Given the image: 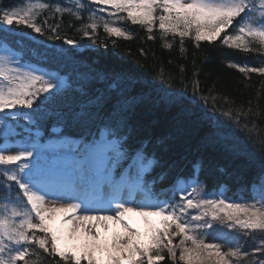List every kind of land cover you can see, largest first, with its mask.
Listing matches in <instances>:
<instances>
[{"label":"snow or ice","instance_id":"6c2138e0","mask_svg":"<svg viewBox=\"0 0 264 264\" xmlns=\"http://www.w3.org/2000/svg\"><path fill=\"white\" fill-rule=\"evenodd\" d=\"M46 12L83 20L78 31L93 46V34L101 24L107 34L129 39L127 29L110 23L127 20L146 29L148 39H155L152 33L158 26L167 49L173 46L167 37H179L181 53L188 37L197 47L219 40L232 49L264 54V0H72L71 4L24 0L7 7L0 0V136L5 138L0 146V264H43L38 250L51 258L48 264H160L165 251L173 264H240L245 259L248 264H264V239L250 254L231 234L239 231L254 241L257 234L264 237V172L254 191L246 188L250 191L246 199H231L223 192H207L196 176V164L190 178L176 177L171 194L161 198L155 178H145L158 161L143 147L130 148L127 143L128 116L144 97L142 92L133 94L139 81L126 73L96 72L73 88L67 75L40 71L36 63L65 60L84 46L62 35L59 24L41 22L39 17ZM13 24L71 47L55 43L49 47L41 41L43 51L29 48L24 53L20 45L25 40L32 44L35 38L20 33L10 41L19 28L5 26ZM228 66L245 77L264 76V66L236 62ZM155 79L162 102H186L193 108L203 102L199 115L210 128L213 124L218 128L215 113L221 111L259 148L264 167V129L257 127L258 113L251 108L222 110L215 96L199 93L198 82L191 96L185 97V90L174 88L171 74L161 72ZM93 82L102 87L90 95L88 84ZM68 90L82 98L75 107L64 104ZM49 117L62 126L54 128L61 134L54 146L33 138L9 149L10 120L17 125L23 120L41 124ZM97 123L95 135L81 133L80 139H70L63 131L69 125L88 129ZM215 131L210 138L220 141ZM223 142L236 154L246 151L243 145L228 143L226 136ZM134 216L141 218L143 231L133 225ZM175 238L179 243H174Z\"/></svg>","mask_w":264,"mask_h":264},{"label":"trees","instance_id":"16d2710c","mask_svg":"<svg viewBox=\"0 0 264 264\" xmlns=\"http://www.w3.org/2000/svg\"><path fill=\"white\" fill-rule=\"evenodd\" d=\"M23 2L24 0H2V4L6 7ZM48 2L65 4L62 0H48ZM45 19L47 25L59 24L63 29L62 35L79 41L84 46L75 49L74 54H70L65 60L50 61L43 65L36 63L38 66L48 72L59 71L61 75H67L73 81V88L78 86L76 82L81 81L82 78L83 82L89 81L91 74L96 72L126 73L139 81L133 94L142 92L144 97L143 102L137 103L128 116L127 143L130 148L143 147L147 155L154 156L158 161V166L147 173L145 178L148 181L155 178L154 188L161 193V198H164V193L171 194L176 177L190 178L196 164L199 165L195 169L196 176L205 184V189L209 193L223 192L231 199H246L250 194L246 188L250 187L251 191L255 189L264 167L261 164L259 148L246 140V133L227 122L221 111L215 113V120L219 122L218 128L216 124L210 128L199 115L203 102H200L199 108H193L186 102L179 105L162 102L158 98L161 91L160 83L155 78L161 72L165 76L171 74L174 88L185 90V97L191 96L194 82H198L199 93L215 96L216 103L222 110L232 107L234 110L247 112L251 108L253 114H259L255 116L258 129H264V76L252 73L245 77L237 69L228 66L230 62L264 66V54L232 49L219 40L213 44L201 42L197 47L188 37L184 38L185 51L181 53L179 37L173 39L169 35L167 40L173 46L167 49L163 46L164 41L161 39L158 27L152 33L155 39H148L149 33L146 29L128 21L125 22L124 27H121L128 30L129 39L111 36L101 25L93 34L95 40L93 46L92 41L78 31L83 20H75L68 14H56L53 17L50 12L39 17L41 22ZM5 27L19 28V32L14 33L10 41L20 33H30L35 38L32 44L25 40L20 45L24 53H27L29 48L43 51V48L39 47L41 41L49 47L53 43L66 49L71 47L63 44V41H49L46 35L40 36L24 26L13 24ZM12 47L17 46L12 44ZM24 58L31 59L28 56ZM181 66L184 68L183 72L180 71ZM98 87L102 86L94 82L89 83L87 90L92 95ZM80 99L82 98L78 93L68 90L64 104L75 107ZM211 103L209 99V105ZM243 122L244 118H241V123ZM97 126L98 123L88 129H81L69 125L63 131L69 135V138L80 139L81 133L84 136H89L90 133L95 135ZM55 127L62 126L56 124L55 117H49L38 125L40 131L37 136L41 139L48 138ZM213 129H216L215 135L221 138L220 141L210 138ZM55 135L61 137L58 132ZM225 136L228 143L243 145L246 151L243 154H236L229 150L228 144L223 142ZM161 174L164 175L162 180L159 179ZM234 236L238 237L243 249L250 254L254 245L260 239H264L259 234L255 241L241 233L239 235L238 232ZM174 243H179V238H175ZM38 251L44 258L43 264H48L51 258L42 250ZM164 255L165 259L160 264H173L167 257L166 251ZM32 259L36 257L33 256ZM242 261L248 264L247 259Z\"/></svg>","mask_w":264,"mask_h":264},{"label":"rangeland","instance_id":"374dc122","mask_svg":"<svg viewBox=\"0 0 264 264\" xmlns=\"http://www.w3.org/2000/svg\"><path fill=\"white\" fill-rule=\"evenodd\" d=\"M62 2H64L65 4H71L72 3V0H62ZM93 7H96V6H93ZM104 15H105V18L106 19H109V17L107 16V13H105ZM120 15H126V14L121 13ZM84 19H86V17ZM112 19H114V18H112ZM126 21L127 20H124V21H116V22L112 23L111 20H110V23H111V26H120V27L123 26L124 27V24H125ZM128 22H130V21H128ZM38 69L40 71H44L43 69H40V68H38ZM25 111H30V110H25ZM0 115H2V114H0ZM38 125L39 124H35L34 122L28 121V120H23V121H21V124L20 125H17L14 121H11L10 120L9 121V126L12 127L13 131L9 135V137L7 138V141H6L9 149H14L16 146H18L19 144L24 143V142H31V140L33 138L37 139L35 133L38 130L37 129ZM0 137H1V140L0 141H1V146H2V144L5 142V138L3 136H0ZM60 138L61 137H58V138H48V139H46L44 141H40V143L41 144H49V145H53L54 146L56 144V142ZM70 139H72V138H70ZM213 193H216V192H213ZM177 199H179V194H177ZM190 212L192 214H195V210H190ZM132 221H133V225L135 227L140 228L141 231L144 230V225H143V222H142L141 218L134 216V217H132ZM56 226H59V219H57V221H56ZM217 227L219 228L221 226H217ZM222 230H224L226 233L230 231L228 229H222ZM100 231L103 232V229H101ZM237 232L240 235L239 231L232 232L231 234L234 235ZM106 235H109L110 236L111 235V231L109 233H107ZM240 264H245V262L244 261H241Z\"/></svg>","mask_w":264,"mask_h":264}]
</instances>
